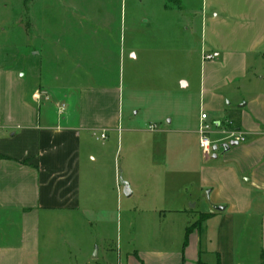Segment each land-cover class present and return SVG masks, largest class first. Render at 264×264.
<instances>
[{
	"label": "crops",
	"instance_id": "1",
	"mask_svg": "<svg viewBox=\"0 0 264 264\" xmlns=\"http://www.w3.org/2000/svg\"><path fill=\"white\" fill-rule=\"evenodd\" d=\"M64 1L83 13L82 0ZM166 1L159 14L176 20L174 42H147L136 51L108 38L102 45V37L96 47L93 37L91 44L74 41V80L102 84L44 83L53 79V63L33 52L29 27L17 25L10 44L0 38V264H264V0H175L182 8ZM106 2V33L116 24L125 34L124 6ZM89 3L92 9L97 0ZM196 34L200 42H189ZM57 40L59 52L68 53L63 35ZM87 45L102 51L84 59L92 66L98 57L104 70L78 78L77 51ZM207 54L215 59L204 60ZM140 58V88L132 86L129 96L143 117L125 124L124 89L113 74L123 69L124 76L128 67L132 83ZM65 65L58 60L60 70ZM203 112L218 126L216 143L227 144L230 129L245 141L205 159ZM95 131L107 139L96 140ZM125 198L138 213L119 222L138 230L135 243H122L113 258L114 249L95 239L81 255L85 233L114 227L104 220Z\"/></svg>",
	"mask_w": 264,
	"mask_h": 264
},
{
	"label": "rangeland",
	"instance_id": "2",
	"mask_svg": "<svg viewBox=\"0 0 264 264\" xmlns=\"http://www.w3.org/2000/svg\"><path fill=\"white\" fill-rule=\"evenodd\" d=\"M164 1L166 0H117L119 3V10L122 4L124 6V10L127 12L126 29L125 34L121 35V25L117 28L116 24H114L112 25L110 36L106 33L107 30L104 29L101 23L104 18V13L106 12L103 6L107 4L106 0H97V3H95L94 8L92 9L87 8L88 4H90L89 0H82L80 4L85 16H83V13L76 15L71 9L64 8L63 5H69V3L64 0H0V29H4L6 31L5 35L3 37L0 36V38L2 39V42L10 44V42H15V39H13L14 33L16 30H19L17 29V25L29 27L34 36L32 44V47L34 48L33 52L39 53L40 59L45 63H53V79L45 76L44 83L49 82V84H52L54 87L61 85L73 87L84 84H102L99 82L85 83L74 80V66H72L75 52L73 49V43H75L74 41L76 40V43L81 45L91 44L89 37H93L92 43H95L96 47V45L101 46V44H105V39L108 38V43L114 47L119 48L120 46H123L127 50L135 49L136 51L138 50L140 44H145L147 42H174L176 41V34L170 30V26H173L176 20L163 12L162 14H159V12L164 9L161 7L164 4ZM166 2L167 5L172 7L180 6L182 8L184 4V2H176L175 0ZM198 2L199 0H193L194 5H197ZM89 11H92V14H89ZM149 19L150 23H143L144 20ZM74 27L79 28L78 34H73ZM42 28L46 29V33L44 35L41 31ZM97 31H99L98 34L96 33ZM60 35H63V39L67 45H71L68 53L65 52L62 54L61 51L59 52L58 50L59 47L57 38ZM121 37L124 38L122 39ZM99 38H101V42L103 43L97 44ZM180 40L181 39H178V41ZM188 41H192L194 43L200 42V35L196 34L192 40ZM87 48V50H76L77 53L79 52L78 55L82 56V67L78 69V78L86 77L85 75L89 69L93 72L104 70V66H102V64L98 66V57H94L93 60H95V63L92 66L88 64L86 58L84 59V55L100 54V51L102 50L91 49L92 47L89 45H87ZM99 59L104 61L103 57H100ZM58 60H62L66 63L62 70H60L57 66ZM141 61L142 60L140 58L139 62H133L135 78L132 80V83L130 79H128L130 74L128 67L125 68L124 76L123 69H119L120 72L118 73L115 70V73L113 74V79L120 77V88L122 90L124 89L123 117L125 124L132 122V124L138 125L143 117L142 113L135 115V112H137L139 108L138 101L137 99H133V96H129L132 86H134L137 91L140 88L137 82V70ZM117 67L119 68V66ZM108 74L112 73L109 72ZM57 78H59V81ZM103 84L112 83L105 82ZM210 137L214 142V145L219 147L217 151H214V154H221L223 148L222 143H216L212 135H210ZM124 156L125 150L121 153L120 163L122 171H124L126 176H128L129 167L125 164ZM133 201V198H125L122 205L117 204V206H115L113 210L108 213L104 221H115L114 227H108L106 229L93 228L88 230L89 233H85L86 237L83 239L81 252L79 251L81 255L90 248L89 244L91 246V242L95 239L99 241V245L101 247L104 245H110L114 249V253L112 255L113 258H117L118 253L121 250L122 243H125L126 241L131 242L132 244L135 243L136 239L133 241L130 239L136 236L138 230L126 227L125 222H122V224L119 222L126 221V212L128 217L127 221H132L134 215L138 213ZM68 248L70 249V247ZM96 248H98V246L94 247L93 254H95ZM75 250L76 255L78 256V245L75 247ZM114 262L115 261H113V263Z\"/></svg>",
	"mask_w": 264,
	"mask_h": 264
},
{
	"label": "built area",
	"instance_id": "3",
	"mask_svg": "<svg viewBox=\"0 0 264 264\" xmlns=\"http://www.w3.org/2000/svg\"><path fill=\"white\" fill-rule=\"evenodd\" d=\"M215 56L213 54H207L204 55V60H214ZM156 125L150 126V129H155ZM214 128H218L216 126V123H212L209 121L208 114L203 112L201 115V124L198 129L199 134V146L202 152V155L205 159H211L214 156V142L212 141L210 135L213 132ZM228 134V137L226 138L227 144H230L231 142H244L245 137L243 133H241L238 130L230 129L226 132ZM93 136L96 140H105L107 139V133L106 131H95L93 133Z\"/></svg>",
	"mask_w": 264,
	"mask_h": 264
},
{
	"label": "water",
	"instance_id": "4",
	"mask_svg": "<svg viewBox=\"0 0 264 264\" xmlns=\"http://www.w3.org/2000/svg\"><path fill=\"white\" fill-rule=\"evenodd\" d=\"M236 145H238V142H231L230 144H225L222 147L225 149V151H228L231 147L236 146ZM218 148L219 147L217 145H215L214 151H217ZM121 185L124 188V190H123L124 195L127 197H130L132 195V191H131V187H130L129 183H127L126 181L121 179ZM216 210H223V208L222 207H216ZM95 256H97V254Z\"/></svg>",
	"mask_w": 264,
	"mask_h": 264
},
{
	"label": "trees",
	"instance_id": "5",
	"mask_svg": "<svg viewBox=\"0 0 264 264\" xmlns=\"http://www.w3.org/2000/svg\"><path fill=\"white\" fill-rule=\"evenodd\" d=\"M168 2H171V0H167ZM167 7H170L169 5H167Z\"/></svg>",
	"mask_w": 264,
	"mask_h": 264
}]
</instances>
